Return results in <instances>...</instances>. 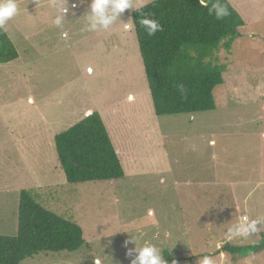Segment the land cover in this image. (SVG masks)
Returning <instances> with one entry per match:
<instances>
[{
	"label": "rangeland",
	"instance_id": "rangeland-1",
	"mask_svg": "<svg viewBox=\"0 0 264 264\" xmlns=\"http://www.w3.org/2000/svg\"><path fill=\"white\" fill-rule=\"evenodd\" d=\"M149 1L132 0L133 10ZM230 2L246 24L229 52L212 57L225 66L215 109L158 116L134 30L123 29L132 9L105 29L92 27L91 0H16L18 14L2 28L18 57L0 63V235H16L27 190L88 243L21 264H131L145 242L168 264L205 255L264 264V247L235 256L221 246L242 217L264 219V0ZM88 111L100 113L124 176L68 183L54 136ZM257 227L258 237L226 245L255 244L264 221Z\"/></svg>",
	"mask_w": 264,
	"mask_h": 264
},
{
	"label": "trees",
	"instance_id": "trees-1",
	"mask_svg": "<svg viewBox=\"0 0 264 264\" xmlns=\"http://www.w3.org/2000/svg\"><path fill=\"white\" fill-rule=\"evenodd\" d=\"M216 0H209V7ZM230 15L218 20L199 0H151L131 12L134 33L156 115L193 114L216 107L213 90L223 83L225 66L213 61L220 48L229 52L245 26L230 0H220ZM152 13L163 27L148 36L139 20ZM18 57L13 42L0 28V63ZM57 159L68 183L113 180L124 176L116 148L99 112L92 111L55 134ZM17 233L0 235V264H21L41 252L87 248L82 228L38 203L21 190ZM264 247V234L255 244L222 246V251L246 256ZM169 260V259H167Z\"/></svg>",
	"mask_w": 264,
	"mask_h": 264
},
{
	"label": "clouds",
	"instance_id": "clouds-1",
	"mask_svg": "<svg viewBox=\"0 0 264 264\" xmlns=\"http://www.w3.org/2000/svg\"><path fill=\"white\" fill-rule=\"evenodd\" d=\"M199 5L202 8H207L209 15H214L218 20H222L230 15L228 6L221 3L220 0H216L210 7L209 0H199ZM126 9L133 10L132 0H91L90 13L95 20L92 27L95 28L96 24H99L105 29L109 28L110 25L120 18ZM18 11L16 0H0V28H3L10 19L15 17ZM58 12L66 14L68 8L59 5ZM152 16V13H148L143 15L139 20L140 25L144 28L148 36H153L158 31L163 30L159 20L152 18ZM53 22L57 25L60 24L59 16ZM134 28L135 25L133 23H123V29L125 31L134 30ZM67 35V32L61 33V36L65 39ZM261 221H264V219L260 217L256 219L247 216L242 217L237 223L228 228V232L224 234L221 246L226 243L231 244L236 239L250 240L253 237H258L262 229L258 228L257 224ZM133 242L136 243V241ZM138 249L139 255L131 264H137V261L138 264H168L167 260L161 254V249L157 245L145 242ZM95 264H100V261L95 259ZM172 264H176V261L173 260ZM198 264H217V262L212 255H205L199 258Z\"/></svg>",
	"mask_w": 264,
	"mask_h": 264
},
{
	"label": "crops",
	"instance_id": "crops-1",
	"mask_svg": "<svg viewBox=\"0 0 264 264\" xmlns=\"http://www.w3.org/2000/svg\"><path fill=\"white\" fill-rule=\"evenodd\" d=\"M91 111H88V114L90 113Z\"/></svg>",
	"mask_w": 264,
	"mask_h": 264
},
{
	"label": "bare ground",
	"instance_id": "bare-ground-1",
	"mask_svg": "<svg viewBox=\"0 0 264 264\" xmlns=\"http://www.w3.org/2000/svg\"><path fill=\"white\" fill-rule=\"evenodd\" d=\"M130 98H132V96H130Z\"/></svg>",
	"mask_w": 264,
	"mask_h": 264
},
{
	"label": "snow or ice",
	"instance_id": "snow-or-ice-1",
	"mask_svg": "<svg viewBox=\"0 0 264 264\" xmlns=\"http://www.w3.org/2000/svg\"><path fill=\"white\" fill-rule=\"evenodd\" d=\"M89 71H91V70H89Z\"/></svg>",
	"mask_w": 264,
	"mask_h": 264
}]
</instances>
